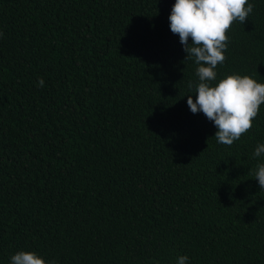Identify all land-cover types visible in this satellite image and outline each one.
Wrapping results in <instances>:
<instances>
[{"label":"trees","instance_id":"16d2710c","mask_svg":"<svg viewBox=\"0 0 264 264\" xmlns=\"http://www.w3.org/2000/svg\"><path fill=\"white\" fill-rule=\"evenodd\" d=\"M251 2L217 81L264 83V0ZM173 3L0 0V264L19 250L57 264H264V104L217 143L186 103L198 78L169 29Z\"/></svg>","mask_w":264,"mask_h":264},{"label":"clouds","instance_id":"9594fccd","mask_svg":"<svg viewBox=\"0 0 264 264\" xmlns=\"http://www.w3.org/2000/svg\"><path fill=\"white\" fill-rule=\"evenodd\" d=\"M252 11L251 0H174L168 16L169 29L178 34L185 59L196 64L195 100L188 95L187 106L193 114L203 113L213 124L217 143L231 145L238 140L252 127L260 105L264 104V83L248 75L233 73L217 81V65H223L226 59L229 40L226 31L233 21L243 23ZM44 83L39 79V86ZM262 154L264 143H259L253 155ZM255 179L264 189V163L257 165ZM9 264H57V261L47 260L34 251L19 250L10 256ZM176 264H189V257L178 256Z\"/></svg>","mask_w":264,"mask_h":264}]
</instances>
